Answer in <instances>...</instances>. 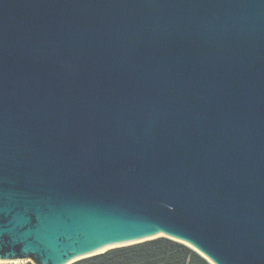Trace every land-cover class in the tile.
<instances>
[{"label":"water","instance_id":"1","mask_svg":"<svg viewBox=\"0 0 264 264\" xmlns=\"http://www.w3.org/2000/svg\"><path fill=\"white\" fill-rule=\"evenodd\" d=\"M159 238L264 264V0H0V262Z\"/></svg>","mask_w":264,"mask_h":264},{"label":"trees","instance_id":"2","mask_svg":"<svg viewBox=\"0 0 264 264\" xmlns=\"http://www.w3.org/2000/svg\"><path fill=\"white\" fill-rule=\"evenodd\" d=\"M31 264V263H27ZM74 264H210L190 247L167 238L117 248Z\"/></svg>","mask_w":264,"mask_h":264},{"label":"rangeland","instance_id":"3","mask_svg":"<svg viewBox=\"0 0 264 264\" xmlns=\"http://www.w3.org/2000/svg\"><path fill=\"white\" fill-rule=\"evenodd\" d=\"M28 262H16V263H2L0 262V264H27Z\"/></svg>","mask_w":264,"mask_h":264}]
</instances>
